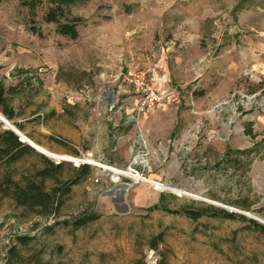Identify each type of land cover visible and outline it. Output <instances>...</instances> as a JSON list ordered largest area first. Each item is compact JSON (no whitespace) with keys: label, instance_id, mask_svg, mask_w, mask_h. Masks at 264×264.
Segmentation results:
<instances>
[{"label":"rangeland","instance_id":"rangeland-1","mask_svg":"<svg viewBox=\"0 0 264 264\" xmlns=\"http://www.w3.org/2000/svg\"><path fill=\"white\" fill-rule=\"evenodd\" d=\"M57 1L0 0V81L15 116L0 114L52 155L27 152L11 169L20 179L51 166L47 158L64 161V181L81 156L98 165L87 163L57 215L0 193V264L17 233L56 264H156L161 254L168 264H264V231L247 220L264 219V0L62 2V22L80 18L75 39L45 19ZM140 71L165 95L146 116L123 81ZM80 89L101 96L102 111L115 103L105 118L126 121L96 152L93 133L80 149L67 139L68 96ZM85 106L86 121L101 117ZM139 122L148 140L129 133ZM207 207L238 217L183 212ZM83 214L96 218L67 223Z\"/></svg>","mask_w":264,"mask_h":264},{"label":"trees","instance_id":"trees-1","mask_svg":"<svg viewBox=\"0 0 264 264\" xmlns=\"http://www.w3.org/2000/svg\"><path fill=\"white\" fill-rule=\"evenodd\" d=\"M79 0H60L55 2L56 6L49 9L45 19L48 22H56L58 24V32L72 39L78 37L77 24L80 18H74L71 22H62L60 16L63 14L62 2H67V6L72 2ZM23 71V69H20ZM6 89L2 80L0 81V111L8 118L12 119L15 116L14 110L7 103L5 96ZM21 130V125L15 123ZM37 151L31 145L20 140L19 135L11 129H3L0 131V170L3 167V172L0 173V193L3 196L12 198L16 205L23 207L26 211L43 216L57 215L59 209L64 204V196L68 195L72 187L78 184L82 179L88 177L91 173V166L87 163L81 164L77 169V175H73L64 181L60 180L57 174V169L63 167L64 161L55 164L47 158L51 166H45L36 169L32 175H26L24 178L16 179L12 168L13 164L20 162L27 152ZM54 180L55 185L51 189H47L45 183L47 180ZM61 184V185H57ZM156 204L155 207H158ZM248 208V207H247ZM173 212H181L177 209H170ZM188 216L196 219L204 214L217 215L229 218H237V214L226 211L224 209H213L207 207L205 209L195 211L193 209H184ZM247 219L245 216H240ZM96 217L90 214H83L73 221H68V224L75 228H80ZM257 225L264 231V224L254 218L247 219ZM34 236L28 233H17L14 236V242L11 244L7 252V260L9 264H56L50 259H44L39 252L29 249L30 242ZM158 238L162 239V235L153 237L151 247L158 248ZM157 241V242H155ZM156 264H168L165 255L161 254L160 259Z\"/></svg>","mask_w":264,"mask_h":264},{"label":"crops","instance_id":"crops-1","mask_svg":"<svg viewBox=\"0 0 264 264\" xmlns=\"http://www.w3.org/2000/svg\"><path fill=\"white\" fill-rule=\"evenodd\" d=\"M120 92L122 91H118L117 94H119ZM68 103H69V108L73 110V114L70 116L71 125L69 128H67V139H69L70 142L74 143L75 147L79 149L83 145L85 134L87 132L93 133L91 142L94 143V146L91 147L92 150L89 149L88 151L96 152L99 149L100 144L101 145L106 144L109 138L111 136H114L115 132L118 131L115 129V127H121L126 124V121L123 122H120L118 120L110 121L108 117L105 118L104 116H101L100 118L98 117V119L92 116L88 119V121H86L85 113L83 112L86 111L85 105L87 102L85 101L84 96L83 94L80 93V91L77 96H68ZM107 103L108 102H106V104ZM89 121H93V123ZM131 126L132 127L129 129V133L135 132L136 131L135 128L138 127L140 129L141 135L145 137L146 140H148V137L144 133V130L142 128V126L147 127L145 122L142 123L139 122L138 124L133 123L131 124ZM150 147H151V143H150ZM163 148L165 150V148L167 147L163 145Z\"/></svg>","mask_w":264,"mask_h":264},{"label":"built area","instance_id":"built-area-1","mask_svg":"<svg viewBox=\"0 0 264 264\" xmlns=\"http://www.w3.org/2000/svg\"><path fill=\"white\" fill-rule=\"evenodd\" d=\"M123 81L125 83V86L131 87L132 91L135 93L136 107L140 115L146 116L150 113L151 110H154L155 108L163 104V99L165 97L163 91L158 89L155 84H153V82L148 79L145 72H130L123 77ZM80 93L83 94L85 101L88 102L89 105H93L90 108V111L98 116H103V114L107 112L112 113L116 108L115 103L108 102L107 109H104V111H102L101 106L98 104H100L104 100L101 96H95L92 89H81ZM79 158L81 161H79L77 165L87 163L84 162L82 156ZM67 160L74 161L73 159ZM129 169L135 174L139 173V171L132 166H129Z\"/></svg>","mask_w":264,"mask_h":264},{"label":"water","instance_id":"water-1","mask_svg":"<svg viewBox=\"0 0 264 264\" xmlns=\"http://www.w3.org/2000/svg\"><path fill=\"white\" fill-rule=\"evenodd\" d=\"M0 121H2L5 124V129H11L14 132H16L19 135L21 141L27 142L34 149H36L38 152H41V153L45 154L46 156H50L47 153H45L44 151H42L39 148H37L35 145H33L32 143H30L29 141H26V136L23 135L22 131L19 128H17L15 125H13L4 115L3 116L0 115ZM252 218H254V219H256L259 222H261V223L264 224V219H262L260 217H256V216H253Z\"/></svg>","mask_w":264,"mask_h":264},{"label":"bare ground","instance_id":"bare-ground-1","mask_svg":"<svg viewBox=\"0 0 264 264\" xmlns=\"http://www.w3.org/2000/svg\"><path fill=\"white\" fill-rule=\"evenodd\" d=\"M1 115V114H0ZM1 116H3V115H1ZM26 136V135H25ZM26 141H29L30 143H32L33 145H35L37 148H39L40 150H42V151H44L45 153H47L48 155H50L47 151H45L43 148H41L40 146H38V145H36L35 143H33V142H31L28 138H27V136H26ZM50 156H52V155H50ZM65 159V158H64ZM67 159H73V158H67ZM136 159H139V158H136ZM87 163H93V164H96V163H94V162H87ZM96 165H98V164H96Z\"/></svg>","mask_w":264,"mask_h":264}]
</instances>
